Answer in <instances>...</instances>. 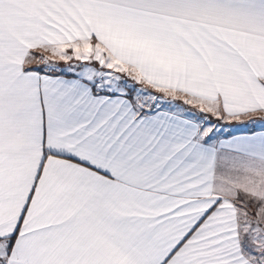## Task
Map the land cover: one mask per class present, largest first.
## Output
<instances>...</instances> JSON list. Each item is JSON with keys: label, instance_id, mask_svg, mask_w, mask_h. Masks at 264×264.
Returning <instances> with one entry per match:
<instances>
[{"label": "snow or ice", "instance_id": "obj_1", "mask_svg": "<svg viewBox=\"0 0 264 264\" xmlns=\"http://www.w3.org/2000/svg\"><path fill=\"white\" fill-rule=\"evenodd\" d=\"M0 264H264V0H0Z\"/></svg>", "mask_w": 264, "mask_h": 264}]
</instances>
